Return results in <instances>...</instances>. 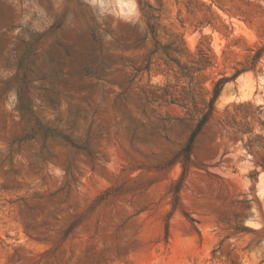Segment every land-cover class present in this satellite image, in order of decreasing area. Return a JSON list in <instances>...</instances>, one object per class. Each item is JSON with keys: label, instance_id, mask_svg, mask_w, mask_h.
Segmentation results:
<instances>
[{"label": "rangeland", "instance_id": "1", "mask_svg": "<svg viewBox=\"0 0 264 264\" xmlns=\"http://www.w3.org/2000/svg\"><path fill=\"white\" fill-rule=\"evenodd\" d=\"M259 46L264 0H0V264H264V55L185 150Z\"/></svg>", "mask_w": 264, "mask_h": 264}, {"label": "trees", "instance_id": "2", "mask_svg": "<svg viewBox=\"0 0 264 264\" xmlns=\"http://www.w3.org/2000/svg\"><path fill=\"white\" fill-rule=\"evenodd\" d=\"M139 5H141V2L139 1ZM199 53L201 52V49L199 48ZM264 55V46H259L256 49H254L253 54L250 57V62L249 65H247L246 67L240 68V69H235V71L229 75V76H222L220 78H218L212 85V89L210 92V97L208 98V101L206 103V109L202 112L201 117L198 119L196 126L194 128V130L191 133V136L189 138V142L186 145V152H187V157L189 156V152H190V146H191V142L193 137L195 136V134L199 131V129L208 121V119L211 117L213 111H214V103L215 100L217 99L223 84L228 81L231 80L233 78H235L237 75H239V73H241L242 71L245 70H253L256 66V64L261 60L262 56ZM198 63L200 64V67L198 69H204L206 66H208V61L206 59L202 58V55H200L199 59H198ZM186 70V72H185ZM190 72L189 68L183 64V76H187L188 73ZM262 169H264V164L263 163H258ZM175 198L177 199V196H175ZM237 231H253V229L247 227V226H242L240 228H236Z\"/></svg>", "mask_w": 264, "mask_h": 264}]
</instances>
